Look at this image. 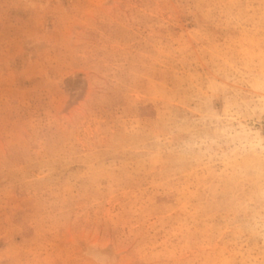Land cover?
Returning <instances> with one entry per match:
<instances>
[{"label":"rangeland","instance_id":"rangeland-1","mask_svg":"<svg viewBox=\"0 0 264 264\" xmlns=\"http://www.w3.org/2000/svg\"><path fill=\"white\" fill-rule=\"evenodd\" d=\"M0 264H264V0H0Z\"/></svg>","mask_w":264,"mask_h":264}]
</instances>
